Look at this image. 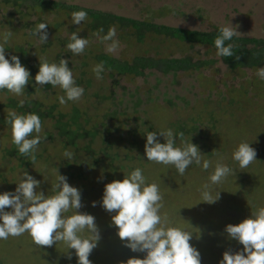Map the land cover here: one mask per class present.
<instances>
[{
  "label": "rangeland",
  "instance_id": "obj_1",
  "mask_svg": "<svg viewBox=\"0 0 264 264\" xmlns=\"http://www.w3.org/2000/svg\"><path fill=\"white\" fill-rule=\"evenodd\" d=\"M55 1L174 27L212 30L232 26L239 35L264 37V0ZM73 12L76 10L38 0H0V44L5 48V57L23 58L21 64L30 73L22 95L0 90V101L7 96L18 100L34 97L42 106L53 105L51 116L41 118V141L35 149L34 162L30 156L19 160L18 153L5 151L10 146L18 148L12 142L10 126L0 121V194L14 192L16 183L28 172L41 181L37 191L52 195L58 172L66 176L67 182L81 192L83 206L79 211L94 216L99 229L101 239L90 254V261L122 264L131 257L143 259L146 254L125 247L112 224L115 213L105 211L101 201L107 183L123 180L140 168L147 184L159 186L163 197L160 215H167L168 226L192 233L190 244L199 251L201 264H219L227 250L242 251L243 246L231 239L225 228L264 207V80L256 75L264 62L232 70L207 43L177 39L123 20L92 24L88 15L76 25ZM39 23L48 25V41L44 44L32 34ZM100 27L104 32H98ZM110 27H115V39L119 41L115 53L106 52V45L101 42ZM9 31L11 36L4 43L3 35ZM72 32L89 41L80 55H73L66 47ZM97 53L120 61H130L134 55H187L192 61H211L167 71L149 66L141 73L119 72L103 65L102 79H97L93 72L100 63ZM62 58L68 60L76 84L84 88L78 101L65 104L59 102V97L65 96L59 86L41 87L35 82L39 60L59 64ZM73 109L80 134L73 135L71 145L55 133L52 118L57 111L66 117ZM12 110L0 106V117ZM168 129L174 134L183 132L184 140L195 144L201 153V165L191 164L182 176L173 165L148 161L144 152L148 131ZM158 140L165 142L161 136ZM242 142L250 144L257 153L247 168H240L232 158ZM175 146H182L178 137ZM66 151L72 153L70 159L64 156ZM204 161H210L207 170L202 167ZM217 163L227 165L233 172L219 184L211 185L213 196L220 192L218 201L202 202L203 185L211 183L209 177ZM93 201L97 202L95 207ZM71 214L72 210L64 215ZM80 235L87 238L89 233ZM0 264H77V257L64 242L37 246L24 233L0 239Z\"/></svg>",
  "mask_w": 264,
  "mask_h": 264
},
{
  "label": "clouds",
  "instance_id": "obj_2",
  "mask_svg": "<svg viewBox=\"0 0 264 264\" xmlns=\"http://www.w3.org/2000/svg\"><path fill=\"white\" fill-rule=\"evenodd\" d=\"M86 18L85 11L72 13L73 24L79 25ZM47 28L46 23H39L32 33L41 44L48 41ZM98 32H104V28L100 27ZM239 34L232 26L220 27L214 40L217 56H233V45L229 43L225 46V42ZM10 36V31L4 33V43L8 42ZM115 37V27H110L107 34L101 37V42L106 45V52H117L119 41ZM69 41L66 47L73 55L82 54L89 43L76 32L71 33ZM103 71L102 62L93 68L97 79H102ZM256 75L264 80V67H260ZM29 78L30 73L22 66L20 59L15 55L11 56V60L6 59L5 48L0 44V90L7 89L15 95H22ZM35 82L41 87L46 84L59 86L65 92V96L59 97L61 104L78 101L84 94V88L75 82L68 60L63 58L59 64L49 63L46 59L39 60ZM20 103L22 106L23 101ZM5 123L11 128L12 142L19 153L30 156L34 162V152L41 141L40 117L35 113L17 114L16 111H9ZM33 133H36L34 137ZM158 136L163 137L165 142H159ZM177 137L181 141V147L175 146ZM144 152L148 161L173 165L181 176L191 164L201 165L198 147L185 141L183 132L174 134L171 129L159 133L148 131ZM256 155V150L250 144L242 142L233 151L232 158L240 168H247L256 160ZM64 156L70 159L72 153L66 151ZM202 167L207 170L210 161H204ZM232 172L227 165L217 163L209 177L211 183L203 185L202 202L211 204L218 201L220 192L213 196L211 185L219 184ZM40 184L41 181L25 172L20 182L16 183L14 192L5 191L0 194V239L7 240L9 236L18 237L28 233L37 246L51 247L54 243L64 242L68 249L75 250L77 264H92L89 256L101 237L95 217L79 211L83 206L80 190L71 186L67 177L59 172L52 195L37 191ZM162 200L159 186L155 183L147 184L140 168L134 169L123 180H113L104 186L101 206L105 211L115 213L111 220L118 237L132 252L146 254L143 259L131 257L122 264H201L199 251L190 244L192 233L169 227L167 215H160ZM96 204L97 202H92L93 207ZM6 208L11 211H6ZM70 210L73 214L64 215ZM85 231L89 233L87 238L80 235ZM225 231L243 249L237 252L225 251L219 264H264V207L252 211L250 218L236 225L228 224ZM71 258L69 255L68 259Z\"/></svg>",
  "mask_w": 264,
  "mask_h": 264
},
{
  "label": "trees",
  "instance_id": "obj_3",
  "mask_svg": "<svg viewBox=\"0 0 264 264\" xmlns=\"http://www.w3.org/2000/svg\"><path fill=\"white\" fill-rule=\"evenodd\" d=\"M40 2H48L52 5L65 6L76 11H85L90 17V23L98 24L97 22L107 21L109 19L123 20L130 23L132 26L137 27L138 25H143L145 27H150L154 31L167 33L177 39H183L188 41L203 42L207 43L213 47L214 51L217 53V49L214 46V40L219 33V28L214 27L212 30H198V29H188L174 27L163 23H155L151 21H142L139 19L122 16L114 14L107 11H102L98 9H92L89 7L79 6L75 4H64L55 0H38ZM233 45L234 55L231 57H220L219 58L227 65L229 69H236L242 66H255L264 62V37L258 36H245L237 35L232 38L231 41H226L227 44ZM96 58L98 61L103 63V65L110 67L116 71H124L131 73H141L144 67L153 66L158 68L160 71L175 70V69H187L191 67H197L201 64L209 63L211 59H196L194 61L190 60L187 55L179 56H142L134 55L130 61L117 60L116 58L107 56L103 53H97ZM238 57V59H237ZM20 62H23L24 59L18 57ZM27 87H25L26 89ZM21 101L23 105L21 106ZM0 106L12 107V111H16L17 114H28L35 113L40 119L44 116H51L52 104L47 106H42L40 100L30 97L22 100L13 98L12 96H7L3 101H0ZM9 112V111H8ZM8 112L5 116L0 117V121L5 122ZM60 111H57L52 118V124L55 129V133L60 137H63V141L66 144H74L73 138L74 134L78 135L80 132L77 130L80 127L77 121H74L76 116V111L73 109L65 117ZM74 123V127L69 125ZM86 130L84 129V132ZM89 133H92L93 130H88ZM5 151L8 154L18 153L17 158L21 160L22 155L19 153L18 149L13 146L6 148ZM25 162V161H23Z\"/></svg>",
  "mask_w": 264,
  "mask_h": 264
}]
</instances>
